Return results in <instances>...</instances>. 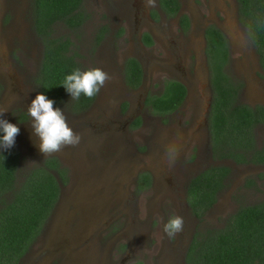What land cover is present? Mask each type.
<instances>
[{
    "label": "rangeland",
    "instance_id": "obj_1",
    "mask_svg": "<svg viewBox=\"0 0 264 264\" xmlns=\"http://www.w3.org/2000/svg\"><path fill=\"white\" fill-rule=\"evenodd\" d=\"M178 3L179 15L188 19L185 30L179 15L159 10L158 0L155 8L145 7L144 0H83L86 17L79 28L53 26L55 36L71 40L82 72L99 68L111 78L85 110L70 108L69 93L54 107L82 139L76 147L45 156L27 111L39 94L43 50L32 27V0H0V109H7L0 119L20 128L13 146L19 152L17 180L49 157L65 171L55 206L18 264H185L182 255L193 228H220L238 207L264 198V165L214 160L207 136L194 133L209 98L205 24L225 35L226 70L240 84L237 101L264 105L256 48L237 18L235 0ZM144 33L156 37L151 45ZM130 57L144 73L135 89L124 77ZM183 71L191 83L185 103L172 115L154 113L145 95H159L163 83ZM263 144L264 123L255 128V145ZM169 147L179 150L172 165L166 158ZM214 164L228 166L230 174L200 221L185 214L184 189L187 178ZM142 174L150 180L145 190L138 189ZM177 215L184 218V229L170 239L164 224Z\"/></svg>",
    "mask_w": 264,
    "mask_h": 264
},
{
    "label": "trees",
    "instance_id": "obj_2",
    "mask_svg": "<svg viewBox=\"0 0 264 264\" xmlns=\"http://www.w3.org/2000/svg\"><path fill=\"white\" fill-rule=\"evenodd\" d=\"M237 2L239 19L247 29L264 70V0ZM82 4L83 0H32V27L43 46L36 83L39 94L55 101L54 107L63 103L68 94L62 86L64 79L79 68V64L71 40L55 36L53 26L61 23L71 30L79 28L86 17ZM160 4L173 14L179 7L177 0H160ZM182 22L187 24L185 16ZM205 34L213 90L209 113L212 157L236 164L264 163V144L255 145V128L264 123V107L237 101L239 84L224 72L228 59L226 39L214 27L208 28ZM143 38L145 43L151 42L148 34ZM124 74L128 85L135 87L140 83L142 69L137 59H126ZM185 92L181 83L168 80L163 93L148 95L145 104L154 113L165 115L181 104ZM94 99L82 94L79 100L71 101L70 108L83 111ZM18 160L16 148L0 150V264L20 262L58 200L59 183L65 182V171L55 157L45 159L42 165L32 168L18 181ZM229 174L228 166L214 164L190 179L186 200L198 220L201 221L215 204ZM149 183L148 174L139 176L140 187ZM185 262L264 264V198L238 207L220 228L195 230L186 249Z\"/></svg>",
    "mask_w": 264,
    "mask_h": 264
},
{
    "label": "clouds",
    "instance_id": "obj_3",
    "mask_svg": "<svg viewBox=\"0 0 264 264\" xmlns=\"http://www.w3.org/2000/svg\"><path fill=\"white\" fill-rule=\"evenodd\" d=\"M144 6L155 8L156 0H144ZM110 75L102 69L95 68L82 72L79 68L67 75L63 87L71 95V100H79L83 94L92 99L110 80ZM55 101L46 95L38 94L28 107L27 111L32 118L31 127L34 135L39 139V150L45 156H50L63 151L67 147H76L81 142V135L76 133L67 123V117L60 108H54ZM7 113V109H0V117ZM20 128L0 119V149L9 150L16 142ZM179 155L176 147H169L166 158L169 165L175 163ZM184 218L173 216L164 224V233L170 239L181 233L184 229Z\"/></svg>",
    "mask_w": 264,
    "mask_h": 264
},
{
    "label": "flooded vegetation",
    "instance_id": "obj_4",
    "mask_svg": "<svg viewBox=\"0 0 264 264\" xmlns=\"http://www.w3.org/2000/svg\"><path fill=\"white\" fill-rule=\"evenodd\" d=\"M177 2H178V0H177ZM179 4V3H178ZM235 4H236V12H237V18H238V20H239V22L243 25V27L246 29V27L244 26V24L240 21V19H239V15H238V2H237V0H235ZM158 8H160L159 10H161L162 12H163V14L165 15V16H168V17H171V16H173V15H179V13L181 12V10H180V7H178V10H177V12L175 13V14H173V13H168L162 6H161V4H160V0H158ZM184 15H179V17H178V21L181 23L179 26H180V29L182 30V29H186L185 27H187V25H188V19H187V17L185 16V18H186V21H187V24H185L184 22H181L182 21V17H183ZM212 27H214V28H217L222 34H223V36L225 37V35H224V33L221 31V28L220 27H217L216 25H213V24H211V23H209V24H205V25H203V39H204V43H203V45H202V54L204 55V59H205V68H206V77H207V86H208V88H209V98H208V100H207V102H206V105L203 107V117L200 119V121L198 122V124L196 125V127H195V129H194V133H200L201 131H203V133L207 136V138H208V146H209V150H210V132H209V113H210V107H211V102H212V97H213V90H212V85H211V70H210V65H209V59H208V56H207V39H206V34H205V31L208 29V28H212ZM246 32H247V29H246ZM144 34H148V33H144ZM143 34V35H144ZM247 34H248V32H247ZM149 35V37H150V40H151V42L149 43V44H147V45H151L152 44V40L155 38L156 39V37L155 36H153L152 34H148ZM248 37H249V39L251 40V38H250V36H249V34H248ZM226 39V38H225ZM251 42H252V40H251ZM252 44H253V42H252ZM179 45L181 46V43L179 42ZM227 50H229V49H227ZM257 52V51H256ZM257 57H258V65H259V68H260V71L262 72L261 74L263 75V77H262V79H264V70H263V68L261 67V64H260V58H259V54H258V52H257ZM131 58V57H130ZM133 58V57H132ZM229 58V57H228ZM136 59V58H135ZM139 62V61H138ZM227 62H228V59H227ZM227 62H226V64L224 65V72L228 75V77L231 79V81H233L232 80V78L229 76V74L227 73V70H226V66H227ZM140 63V62H139ZM140 66H141V69H142V65H141V63H140ZM124 68H125V65L123 66ZM195 71V70H194ZM143 69H142V76H141V81H140V83L137 85V86H131V85H128V87L129 88H131V89H135V88H139L140 87V85H141V83H142V80H143ZM255 74H256V72H255ZM180 77L178 78V79H169V80H174V81H177V82H179V83H181L184 87H185V90H186V92H185V95H184V99H183V101L181 102V104L176 108V109H174L173 111H171V112H168V113H166L165 115H172L173 113H175L178 109H180V107L185 103V101H186V99L189 97V93H190V79H187V76H186V73L183 71L182 73H181V75H179ZM124 77H125V75H124ZM168 81V80H167ZM234 82V81H233ZM235 84H238V83H236V82H234ZM164 85H165V83H163V87H162V92L159 94V95H152V96H160L162 93H163V91H164ZM239 86H240V84H239ZM239 90V89H238ZM238 95V94H237ZM147 96L145 95V97L144 98H146ZM237 98V97H236ZM242 104H244V103H242ZM248 105V104H247ZM256 105H261V106H263L264 107V105H262V104H254V105H249V106H256ZM263 124V123H262ZM261 125V124H260ZM257 126H259V125H257ZM256 126V127H257ZM212 154V153H211ZM217 161H219V160H217ZM59 162V161H58ZM247 164H253V163H247ZM259 165L261 164V165H264V163H258ZM216 165V164H215ZM204 168H206V167H204ZM204 168H202V169H200V170H198L197 172H195L194 174H192L189 178H187V182H186V185H185V189H184V196H183V198H184V205H185V214L186 215H188L189 214V216H193L195 219H197L193 214H192V212H191V209H190V207L188 206V203H187V200H186V191H187V186H188V184H189V181H190V179L194 176V175H196L198 172H200V171H202ZM59 186H60V183H59ZM138 189H140V190H145L146 189V187H144V188H142V187H140L139 186V184H138ZM198 220V219H197ZM194 228L192 229V231H191V234H190V238H189V240H191V238H192V235H193V233H194ZM187 247L188 246H186L185 247V251H184V253H183V255H182V259H183V262L186 264V262H185V253H186V249H187Z\"/></svg>",
    "mask_w": 264,
    "mask_h": 264
}]
</instances>
